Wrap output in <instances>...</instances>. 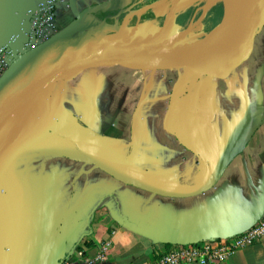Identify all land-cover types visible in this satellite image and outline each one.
<instances>
[{"label":"crops","instance_id":"1","mask_svg":"<svg viewBox=\"0 0 264 264\" xmlns=\"http://www.w3.org/2000/svg\"><path fill=\"white\" fill-rule=\"evenodd\" d=\"M45 1L0 0V48ZM149 1L65 0L57 33H110ZM263 218L264 18L226 79L91 69L0 124V264H59L105 245L107 264H154L175 248L156 238L166 231L222 244ZM225 264H264V239Z\"/></svg>","mask_w":264,"mask_h":264},{"label":"water","instance_id":"2","mask_svg":"<svg viewBox=\"0 0 264 264\" xmlns=\"http://www.w3.org/2000/svg\"><path fill=\"white\" fill-rule=\"evenodd\" d=\"M171 1L172 6L157 33L150 39L143 38L142 33L152 28L143 21L144 17ZM181 1L158 0L131 11L122 24L99 36L79 35L82 29L74 25L19 57L0 78V124L55 83L91 69L122 67L145 72L190 69L205 77L228 78L250 58L262 23L253 26L244 21L251 0H220L224 9L221 22L215 28L216 53L205 62L177 47L182 34L178 25ZM133 19H137L135 25H131ZM191 32L189 29L183 35L188 37ZM235 43H238L237 49ZM156 238L175 247L202 241L177 229Z\"/></svg>","mask_w":264,"mask_h":264},{"label":"built area","instance_id":"3","mask_svg":"<svg viewBox=\"0 0 264 264\" xmlns=\"http://www.w3.org/2000/svg\"><path fill=\"white\" fill-rule=\"evenodd\" d=\"M65 0H48L27 12L29 30L24 28L0 48V78L19 58L21 53L30 52L57 34V13ZM24 36V40L21 38ZM21 45V51L15 47ZM264 239V218L253 228L222 244L206 242L190 246L175 247L161 256L154 264H225L239 250L251 247ZM109 245L100 248L94 257L78 253L59 264H107Z\"/></svg>","mask_w":264,"mask_h":264},{"label":"rangeland","instance_id":"4","mask_svg":"<svg viewBox=\"0 0 264 264\" xmlns=\"http://www.w3.org/2000/svg\"><path fill=\"white\" fill-rule=\"evenodd\" d=\"M171 6L172 1L167 3L165 6H162L164 10H162L161 13H168ZM223 9V3L220 0H213V2L212 0L194 1L190 6H188V8L181 9V12L178 14V25L180 28V32L183 34L191 29L192 32L188 36L189 39H202L219 25L220 21L218 16L220 15L221 19V17L223 16ZM143 21L150 23L153 28L158 30V28H160L163 24L164 18L163 16L159 19H155L154 17ZM131 25H134V22H132ZM79 35H87V33H80ZM99 35L100 34H89V36ZM111 82L113 85H123V79L119 76L111 78Z\"/></svg>","mask_w":264,"mask_h":264},{"label":"bare ground","instance_id":"5","mask_svg":"<svg viewBox=\"0 0 264 264\" xmlns=\"http://www.w3.org/2000/svg\"><path fill=\"white\" fill-rule=\"evenodd\" d=\"M263 18H264V0H251L244 21H248L253 26H257L261 23ZM157 31H158L157 29L152 27L148 32L142 33L141 36L143 38L150 39L157 33ZM177 47L184 49L185 51L189 52L190 54L201 59L204 62L210 61L215 56L216 53L217 31L216 29H214L213 31L209 32L205 37L199 40L198 39L191 40L189 39V37L180 34L179 40L177 41ZM234 47L235 49H237L238 43H235Z\"/></svg>","mask_w":264,"mask_h":264},{"label":"trees","instance_id":"6","mask_svg":"<svg viewBox=\"0 0 264 264\" xmlns=\"http://www.w3.org/2000/svg\"><path fill=\"white\" fill-rule=\"evenodd\" d=\"M154 2H156V1L153 0V1L146 2V3H144L143 5H141V6L139 7V9L145 7V6L149 5V4H152V3H154ZM151 18H154V13H153V12L148 13V14L144 17L143 20L151 19Z\"/></svg>","mask_w":264,"mask_h":264}]
</instances>
